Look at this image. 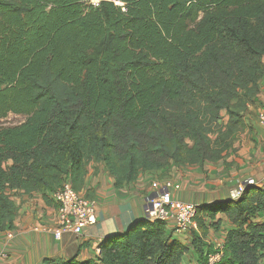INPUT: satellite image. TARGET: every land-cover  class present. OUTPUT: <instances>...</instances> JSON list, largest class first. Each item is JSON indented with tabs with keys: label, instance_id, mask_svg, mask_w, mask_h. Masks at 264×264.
I'll return each mask as SVG.
<instances>
[{
	"label": "trees",
	"instance_id": "trees-1",
	"mask_svg": "<svg viewBox=\"0 0 264 264\" xmlns=\"http://www.w3.org/2000/svg\"><path fill=\"white\" fill-rule=\"evenodd\" d=\"M0 0V232L14 192L83 187L102 162L121 188L141 172L217 161L245 127L264 77V0ZM264 187L197 206L192 247L208 264L206 219L230 224L214 264H264ZM61 264H182L159 220Z\"/></svg>",
	"mask_w": 264,
	"mask_h": 264
},
{
	"label": "crops",
	"instance_id": "crops-1",
	"mask_svg": "<svg viewBox=\"0 0 264 264\" xmlns=\"http://www.w3.org/2000/svg\"><path fill=\"white\" fill-rule=\"evenodd\" d=\"M259 86L258 99L248 107L235 150L217 161L180 166L172 163L160 170H147L121 188L114 186V177L102 162H91L80 193L95 202L96 222L78 234L64 232L55 238L57 211L51 192H14L13 228L0 232V264H61L73 257L82 261L97 256L103 239L123 233L145 219V203L157 193L168 191L175 201L200 206L233 199L239 185L264 187V120L258 117L264 112V77ZM219 218L217 230L211 226L215 219L205 221V250L208 245L223 242L230 228L221 213L216 216ZM254 221L264 222V212ZM166 232L188 247L182 264H197L198 255L192 247L194 230L177 234L166 225Z\"/></svg>",
	"mask_w": 264,
	"mask_h": 264
},
{
	"label": "built area",
	"instance_id": "built-area-1",
	"mask_svg": "<svg viewBox=\"0 0 264 264\" xmlns=\"http://www.w3.org/2000/svg\"><path fill=\"white\" fill-rule=\"evenodd\" d=\"M259 120H264V112H260ZM244 190V185H239L233 192V199L238 198ZM56 205L57 226L53 229L55 238L59 239L64 232L80 233L85 227L96 222V205L91 199L86 198L73 189L67 181L52 193ZM197 206L193 203L175 201L168 191L157 193L148 199L144 206L145 219L159 220L171 226L177 234H185L196 230L195 222ZM215 252L208 255V264L217 262L223 252L222 242L214 246Z\"/></svg>",
	"mask_w": 264,
	"mask_h": 264
},
{
	"label": "rangeland",
	"instance_id": "rangeland-1",
	"mask_svg": "<svg viewBox=\"0 0 264 264\" xmlns=\"http://www.w3.org/2000/svg\"><path fill=\"white\" fill-rule=\"evenodd\" d=\"M99 0H90L89 4H96ZM26 119V115L9 112L4 117H0V126H14L22 123ZM219 242V241H218Z\"/></svg>",
	"mask_w": 264,
	"mask_h": 264
},
{
	"label": "water",
	"instance_id": "water-1",
	"mask_svg": "<svg viewBox=\"0 0 264 264\" xmlns=\"http://www.w3.org/2000/svg\"><path fill=\"white\" fill-rule=\"evenodd\" d=\"M153 198V196L152 197H150L149 199H152Z\"/></svg>",
	"mask_w": 264,
	"mask_h": 264
}]
</instances>
